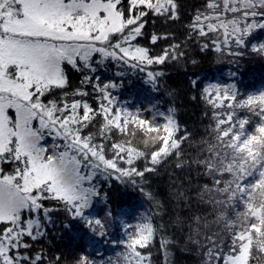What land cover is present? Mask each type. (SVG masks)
<instances>
[{"label":"snow or ice","instance_id":"obj_1","mask_svg":"<svg viewBox=\"0 0 264 264\" xmlns=\"http://www.w3.org/2000/svg\"><path fill=\"white\" fill-rule=\"evenodd\" d=\"M157 19L179 21L177 0H0V264H89L84 254L50 257L37 248L43 241L51 244L48 229L55 217L81 219L90 232L105 236L103 220L84 216L100 195L97 182L139 178L145 195L142 181L158 170L159 149L129 160L117 137L131 135L124 125L133 114L117 107L112 95L117 84L93 79L97 67L108 61L117 68L140 66L155 90L165 73L153 67L186 60L185 45L193 36L200 37L202 53L220 50L219 41L206 39L209 32L199 12L185 25L183 42L156 32ZM253 27L264 29V23ZM237 46L247 47V42ZM69 71L80 74L78 85ZM192 87H197L194 82ZM214 88L200 91L208 94ZM168 113L160 125L153 124L155 115L149 119L137 112L136 119L150 131H171L175 138L180 125L173 107ZM164 244L163 264H168ZM230 251L235 254V246ZM125 259L126 264L152 261L150 253L138 250ZM234 259L228 252L215 254V264H233Z\"/></svg>","mask_w":264,"mask_h":264},{"label":"trees","instance_id":"obj_2","mask_svg":"<svg viewBox=\"0 0 264 264\" xmlns=\"http://www.w3.org/2000/svg\"><path fill=\"white\" fill-rule=\"evenodd\" d=\"M240 1L245 5L234 12L225 10L224 0H177L179 21L157 19L156 32L183 42L185 25L199 12L209 32L206 39L219 41L220 50L202 53L200 37L193 36L185 45L186 60L153 67L165 73L155 90L140 66L117 68L108 61L97 67L93 79L118 85L112 92L117 107L129 111V106L144 104L165 115L173 107L181 134L173 138L171 131H150L133 116L124 125L131 135L117 137L129 160L159 149L154 159L162 161L142 181L145 195L139 178L99 180L100 195L84 216L103 220L106 235L69 218L67 227L48 229L51 244L43 241L37 248L50 257L84 254L91 258L89 264L114 258L126 264L129 251L138 250L151 254V264H163V241L168 264H215L217 252L237 256L245 247L248 264H264V100L259 95L264 89V29L253 27L264 23V0L233 2ZM245 41L247 47L237 46ZM254 45L259 50L253 51ZM117 71L123 74L117 76ZM69 77L78 85L79 73L69 71ZM211 85L216 88L201 93ZM149 224L154 227L145 228ZM125 241L129 248L123 247Z\"/></svg>","mask_w":264,"mask_h":264},{"label":"rangeland","instance_id":"obj_3","mask_svg":"<svg viewBox=\"0 0 264 264\" xmlns=\"http://www.w3.org/2000/svg\"><path fill=\"white\" fill-rule=\"evenodd\" d=\"M233 1H235V0H224L225 10L227 9L226 11L229 10L228 8H232L234 12H237L238 9L240 8V6L245 5L243 1L242 2L241 1L240 2H233ZM249 5H250V3H249ZM259 95L264 100V89L259 92ZM128 110H129V112H131L133 114L134 117H136L137 112H138L139 117L145 116L146 118H149V119H151L153 117V115H155V121H153L154 125L155 124H157V125L163 124L165 122L164 117L167 116V115H165L159 111L152 109L148 105H144V104L139 105L138 107L129 106ZM55 219L56 220L54 221V224L58 225V226H56L57 230L61 229L62 226L65 225V223L67 225H69L68 219L65 221L63 215H59V216L55 217ZM105 264H125V263L124 262H118L114 258V259L107 260ZM233 264H248V248L247 247H245L240 254L235 256Z\"/></svg>","mask_w":264,"mask_h":264}]
</instances>
